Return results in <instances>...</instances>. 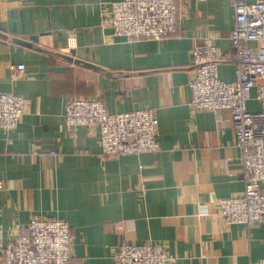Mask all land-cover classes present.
Masks as SVG:
<instances>
[{
    "label": "crops",
    "instance_id": "obj_1",
    "mask_svg": "<svg viewBox=\"0 0 264 264\" xmlns=\"http://www.w3.org/2000/svg\"><path fill=\"white\" fill-rule=\"evenodd\" d=\"M111 1L0 0V92L28 102L16 128H0V244L29 233L34 216L60 217L72 227L73 264H117L123 242L162 243L169 264L264 263V223L218 214L221 198L245 189L232 112L190 106L192 50L211 35L231 52L234 6L178 0L175 32L139 38L113 34ZM18 63L27 71L16 76ZM235 67L222 63L220 77L233 81ZM72 96H99L110 112L154 108L161 149L104 155L99 128L68 126Z\"/></svg>",
    "mask_w": 264,
    "mask_h": 264
},
{
    "label": "built area",
    "instance_id": "obj_2",
    "mask_svg": "<svg viewBox=\"0 0 264 264\" xmlns=\"http://www.w3.org/2000/svg\"><path fill=\"white\" fill-rule=\"evenodd\" d=\"M235 9L231 52L217 46L207 35L192 50L194 74L191 109L228 108L242 150L245 189L221 198L218 214L229 224L253 227L264 223V0H230ZM106 20L114 35L162 38L179 26L178 0H113ZM75 37L69 38V45ZM255 42V43H253ZM234 62L235 79L220 77L219 66ZM16 76L26 73L24 63L12 64ZM258 88L260 111L248 108L252 89ZM27 99L13 91L0 92V128H16L25 114ZM66 122L72 130L80 126L99 128L102 153L106 156L157 152L159 118L154 108L110 112L99 96H72L66 104ZM1 185V182H0ZM74 235L71 224L60 217L34 216L29 233L17 232L0 244L1 264H73ZM173 258L162 243L123 242L114 253L117 264H169ZM264 264V263H256Z\"/></svg>",
    "mask_w": 264,
    "mask_h": 264
},
{
    "label": "water",
    "instance_id": "obj_3",
    "mask_svg": "<svg viewBox=\"0 0 264 264\" xmlns=\"http://www.w3.org/2000/svg\"><path fill=\"white\" fill-rule=\"evenodd\" d=\"M13 28H14V30H17V26H16V23H14V25H13ZM0 34H2V35H4V36H8L7 34H5V33H3V32H0ZM38 36H32V38H37ZM18 41H20L21 43H25V44H29V45H32V42H30V41H24V40H19V39H17ZM69 59H74L73 57H69ZM77 61L78 62H80V63H84V64H86V65H89V66H93L94 67V65L92 64V63H90V62H88V61H85V60H82V59H77ZM55 70H61L62 69V67H55L54 68Z\"/></svg>",
    "mask_w": 264,
    "mask_h": 264
}]
</instances>
